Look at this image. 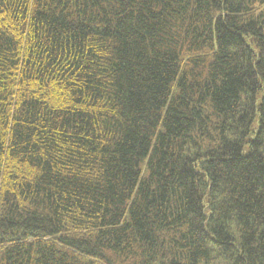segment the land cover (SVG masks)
<instances>
[{
	"label": "trees",
	"instance_id": "1",
	"mask_svg": "<svg viewBox=\"0 0 264 264\" xmlns=\"http://www.w3.org/2000/svg\"><path fill=\"white\" fill-rule=\"evenodd\" d=\"M0 264H264V0H0Z\"/></svg>",
	"mask_w": 264,
	"mask_h": 264
}]
</instances>
